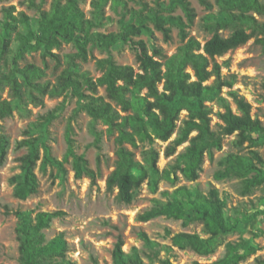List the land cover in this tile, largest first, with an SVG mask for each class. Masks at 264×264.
<instances>
[{"label":"trees","instance_id":"trees-1","mask_svg":"<svg viewBox=\"0 0 264 264\" xmlns=\"http://www.w3.org/2000/svg\"><path fill=\"white\" fill-rule=\"evenodd\" d=\"M108 1L92 0L90 17L80 6V0H53L49 9L39 8L38 16L29 18L22 14L21 22L27 25V31L18 32L12 46L17 25L15 16L9 12L1 31V42L3 50H8L12 59L7 71L0 72V90L9 86L11 96H0V120L12 116L18 105L27 101L42 105L45 95L64 96L65 100L75 96L79 108L87 111L94 120L106 124L110 134H117V159L107 177V187L118 190V200L125 203L134 201L145 181L155 191L161 179L176 180L178 171L189 181L198 180L206 155L212 157L214 149H222L225 136L235 134L237 146L246 142L254 145L257 134L264 137L262 119L252 115L251 102L235 88L236 74L222 71L223 66L229 65V60H217L218 56L247 43L252 37L264 47V21L258 17L264 15V0H215L217 12L205 16V28L212 35L204 43L187 31L196 16L191 0H170L168 5L159 1L152 7L141 0L143 6L139 10L129 8L127 0H113L114 5L125 9L124 15L130 12L131 16L128 20L124 17L120 20L119 31L103 32L96 29L110 19L104 11ZM199 2L208 9L213 7L210 0ZM179 6L188 22L180 15L165 14ZM149 22L163 31L166 40L171 39V27H179L182 43L173 54H151L144 40L134 38L150 30ZM225 29L231 30L228 36L221 33ZM64 42H72L76 50L65 55L66 66L55 83L41 81L45 69L34 63L20 65L27 53L38 50L44 58L51 56L59 60L54 49H60ZM119 42L128 44L135 51L139 70L118 63L111 54L96 60L102 71L96 79L82 68V63L89 60L90 45L109 51ZM99 86H105L106 96L98 94ZM214 105L218 106L217 116L222 121L219 129L212 125ZM184 110L187 111L186 118L179 124ZM48 117H54V112L31 123L25 131L29 137L17 144L28 147V151L18 157L20 171L10 179L14 196L19 199H27L39 191L40 180L36 173L39 161L43 169L48 165L64 169V162L73 157L76 176L86 174L96 181L97 172L84 155L76 153L70 130L67 133L69 147L63 160L53 155L46 136L42 133L34 136L38 128H48ZM175 133L176 137L172 138ZM157 139L168 142L165 147L168 157L188 142L170 169L161 170L158 166L160 152L153 146ZM139 142L151 145L144 152V161L138 160L130 147H137ZM9 147L10 136L0 122L1 163ZM262 164L264 158L257 150H251L250 154L230 152L220 160L223 169L217 172V177L240 178L244 195L256 187L264 190ZM163 194L167 200L141 213L139 219L148 221L164 215L183 220L185 226L194 221L201 222L206 236L187 231L172 235L174 245L191 248L201 255L215 253L222 235L238 230L244 221L256 215L229 216L226 201L217 187L205 192L198 184H182L172 191L164 190ZM15 214L20 264H77L68 254L70 243L65 232L50 239L45 232L56 217L65 214L63 210L18 209ZM167 233L171 234L170 230ZM139 234L152 249L159 245L146 232ZM242 245L233 240L227 242L224 254L211 264H241L255 251L250 246L242 252ZM123 246L124 240L119 237L112 252L114 264H156L145 262L137 248L128 252ZM93 262L100 264L96 257ZM160 264L174 263L170 259H161ZM193 264L202 263L196 260ZM242 264H264V256H257L253 263Z\"/></svg>","mask_w":264,"mask_h":264},{"label":"rangeland","instance_id":"rangeland-1","mask_svg":"<svg viewBox=\"0 0 264 264\" xmlns=\"http://www.w3.org/2000/svg\"><path fill=\"white\" fill-rule=\"evenodd\" d=\"M53 0H0V72L7 71L11 64L12 56L8 50H3L1 42V31L3 24L9 17V12L15 16L17 28L13 35L11 45L18 32L25 33L27 25L21 22L22 14L29 18L38 16L39 8L49 9ZM129 8L139 10L142 8L141 0H127ZM148 6H157L163 2L165 5L170 0H143ZM211 9L202 5L199 0H191L196 16L193 23L187 27L190 35L195 36L201 43L211 37V33L205 28V16L210 12H217L218 6L215 0ZM80 6L87 16L92 15V0H80ZM105 14L110 16L103 26L96 30L112 32L120 30V20L124 17L128 20L130 12L124 15L125 9L113 4L109 0L104 8ZM182 16L188 22V18L179 6L174 11H166ZM264 21V15L258 16ZM150 30L135 36L136 40L142 39L146 42L150 53L173 54L182 43L180 29L178 26L171 27V39L166 40L163 31L157 29L152 22L148 23ZM222 35L228 36L230 29L221 31ZM75 46L72 42H64L60 49H54L59 55V60L48 56L44 58L40 50L27 53L25 58L20 60V65L27 63L45 69V75L41 81L55 83L57 76L66 66L65 55L74 52ZM89 60L82 63V68L88 70L93 78H98L102 71L97 67L96 60L111 54L118 63L132 65L139 70V63L135 51L128 45L119 42L110 48L109 51L97 46L90 45ZM157 56V55H156ZM157 58H159L157 56ZM217 60L223 62L229 60L228 66H223V73H235L237 82L235 88L239 89L249 102H251L252 115L262 119L264 124V47L252 37L247 43L228 51ZM98 94L106 96L105 86H99ZM1 98H10L9 86L0 90ZM77 98L69 96H44V103L36 105L30 101L18 105L12 116L6 117L0 122L10 136V147L4 162H0V264H20L19 241L16 235L18 209H34L36 211L63 210L65 214L56 217L46 229L47 238L50 239L58 233L65 232L70 243V258L77 264H93V257H96L100 264H114L112 252L119 237L124 240V250L131 251L137 248L143 260L147 263L160 264L161 259H170L174 264H193L199 261L202 264H211L212 261L222 256L225 252L226 243L229 241L241 242V251L244 252L250 246L255 248L254 253L249 255L242 263H253L257 256H264V190L256 187L249 194H243L241 179L238 177H217V172L223 169L220 160L230 152L250 154L251 150H257L264 158V137L257 134V142L249 145L246 142L243 146H237L234 141L237 136H225L222 149H214L213 156L206 155L200 177L196 181L187 180L178 171V178H163L158 183L157 189L152 190L148 181H145L138 191L133 202H121L117 198L118 190H109L107 177L115 168L117 159L116 135L110 134L108 127L101 120H94L87 111L78 107ZM234 108L236 109L235 105ZM218 106L214 105L212 125L219 129L222 123L217 116ZM54 112V117L49 119L48 128H38L34 136L42 133L48 139L52 147V153L60 160L67 155L69 142L67 133L70 130L74 139L75 151L82 154L88 160L90 167L97 172L96 181L93 182L89 176L84 174L77 177L74 168V158L70 157L64 162V169L48 165L43 169L41 161L38 162L36 173L40 180L39 191L27 199H19L14 196L11 177L20 171L18 157L28 151L27 146L18 147L20 140L28 138L25 131L31 123L48 116ZM187 111L181 113L182 119L186 118ZM195 133V132H194ZM176 137V133L172 138ZM168 142L159 139L153 144L159 150L160 157L158 166L161 170L170 169L188 142L178 147L177 153L171 157L165 155V147ZM151 145L139 142L137 147L130 146L138 160L144 161V152ZM264 167V164L261 165ZM172 178L175 175L172 174ZM187 184L189 186L198 184L202 190L207 192L211 187H217L220 195L226 201V212L229 216L241 217L244 214L255 217L244 221L240 228L234 232L222 235L217 251L210 255H201L191 248L182 249L173 244L172 235L180 232H197L206 236L203 231V224L199 221L183 224V220L167 216H158L148 221L139 219V215L150 209L158 202L167 200L163 194L164 190L172 191L177 186ZM170 230L171 234L167 231ZM144 231L148 236L159 243L152 249L147 246L140 237ZM241 263V264H242Z\"/></svg>","mask_w":264,"mask_h":264}]
</instances>
